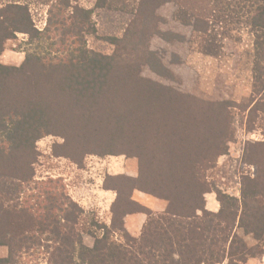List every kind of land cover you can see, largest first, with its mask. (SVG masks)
<instances>
[{
	"label": "trees",
	"instance_id": "obj_1",
	"mask_svg": "<svg viewBox=\"0 0 264 264\" xmlns=\"http://www.w3.org/2000/svg\"><path fill=\"white\" fill-rule=\"evenodd\" d=\"M48 1L42 29L26 3L0 6V54L17 33L28 45L19 64L0 62V177L14 183L13 191H0V264H21L34 247L46 264H247L264 245V141L244 146L242 160L254 170L241 175L239 197L215 188L208 173L234 137L233 108L251 104L248 123L264 112V0H95V7L132 14L122 36L108 38L110 55L85 44L96 32L92 9L78 0ZM167 1L192 22L204 47L213 24L244 11L254 37L248 104L205 101L141 76L152 59L155 10ZM47 135L63 138L52 155L71 162L135 158V176L103 179L102 188L115 193L108 223L87 216L60 176L36 178V142ZM135 191L163 200L164 209L154 211ZM211 191L217 211L206 208ZM137 212L145 221L133 236L124 217Z\"/></svg>",
	"mask_w": 264,
	"mask_h": 264
},
{
	"label": "rangeland",
	"instance_id": "obj_2",
	"mask_svg": "<svg viewBox=\"0 0 264 264\" xmlns=\"http://www.w3.org/2000/svg\"><path fill=\"white\" fill-rule=\"evenodd\" d=\"M26 3L35 26H45L48 0H18ZM6 0H0V6ZM78 3L92 9V19L96 26L95 34L85 38L87 48L98 53L110 55L115 46L109 37H120L132 18L125 11L104 7H95V0H78ZM242 11L228 21L213 24L209 33L214 38L208 47L201 46L200 37L192 31V22L181 16L174 2L167 1L157 7V29L149 37V50L152 59L141 66V76L171 86L177 91L195 96L205 101L231 100L239 104H248L252 83L253 31L248 24L247 15ZM27 36L17 33L15 38L5 42L0 54V62L17 65L25 56ZM212 45V47H209ZM209 48V49H207ZM243 111L233 108L232 124L235 129L233 139L228 143L226 154L219 156L217 165L208 173V178L218 188L237 197L240 196V177L253 172L254 168L243 162L242 154L247 142L264 141V112L248 123L249 108ZM250 125V127H249ZM63 138L47 135L36 142L39 152L35 163V176L39 180L47 177L63 178L66 191L80 204L87 216L104 221L109 217L107 207L100 201L109 200L101 196L102 183L106 175L135 176L136 160L124 154L86 155L83 163L71 162L64 157L52 155V146L61 144ZM12 180L0 177V191H13ZM103 200H100V199ZM206 208L217 211L219 202L214 191L205 194ZM104 204V206H105ZM159 211V210H154ZM85 218V216L83 217ZM87 226V224H86ZM248 245L255 243L251 235L236 229ZM130 233V232H129ZM138 236L139 233L133 234ZM116 236V235H115ZM87 245L93 243V237L83 234ZM262 251L249 257L247 264H264V245ZM6 255V247L0 245V257ZM46 255L41 247H34L24 257L21 264H46ZM225 259L221 264H226Z\"/></svg>",
	"mask_w": 264,
	"mask_h": 264
},
{
	"label": "crops",
	"instance_id": "obj_3",
	"mask_svg": "<svg viewBox=\"0 0 264 264\" xmlns=\"http://www.w3.org/2000/svg\"><path fill=\"white\" fill-rule=\"evenodd\" d=\"M101 190H102L101 196L106 197L109 200H107V204H105L106 201L104 202L100 201V205H102V207H107V210L109 212L110 204L115 197V193L112 190H106L103 188ZM134 195L140 202L144 203L145 205H147L153 210L161 211L165 207V202L163 200L151 197L143 192L135 191ZM100 200H103V199L101 198ZM109 221H110V212H109V217H108L107 222ZM144 221H145V214L140 213V212L127 214L124 217L125 228L127 229L128 232L133 233V234H137L140 232V229Z\"/></svg>",
	"mask_w": 264,
	"mask_h": 264
}]
</instances>
